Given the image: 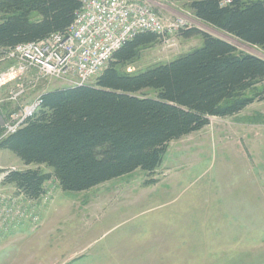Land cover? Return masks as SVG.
Masks as SVG:
<instances>
[{"label": "rangeland", "instance_id": "obj_1", "mask_svg": "<svg viewBox=\"0 0 264 264\" xmlns=\"http://www.w3.org/2000/svg\"><path fill=\"white\" fill-rule=\"evenodd\" d=\"M154 2L163 22L183 17L188 29L264 59V47L198 21L188 2ZM188 29L158 34L116 69L137 73L201 46L199 34H184ZM101 72L83 85H95ZM20 80L26 99L69 87L36 70ZM263 87L255 83L245 94ZM11 89L12 83L0 98ZM138 95L156 93L147 89ZM16 107L5 104L3 112ZM26 169L50 173L45 165H25L0 149V196L10 200L13 214L0 218V264H264V99L232 115L209 116L201 129L168 142L151 173L136 169L79 192L62 191L50 177L43 193L28 199L4 182L7 171Z\"/></svg>", "mask_w": 264, "mask_h": 264}, {"label": "trees", "instance_id": "obj_2", "mask_svg": "<svg viewBox=\"0 0 264 264\" xmlns=\"http://www.w3.org/2000/svg\"><path fill=\"white\" fill-rule=\"evenodd\" d=\"M186 1L196 19L243 42L264 47V0ZM224 1H227L224 3ZM81 0H0V47L40 40L63 32ZM201 46L143 71L129 74L117 65L132 62L140 49L159 35L135 34L111 56L95 85L69 86L42 94L37 113L6 137L0 149L38 169L9 170L13 183L28 199H37L53 177L64 192L88 190L136 169L151 173L162 161L168 142L208 123L209 116L237 113L264 87V59L237 53L229 41L196 28ZM156 95H138L143 90ZM152 183V182H149Z\"/></svg>", "mask_w": 264, "mask_h": 264}, {"label": "built area", "instance_id": "obj_3", "mask_svg": "<svg viewBox=\"0 0 264 264\" xmlns=\"http://www.w3.org/2000/svg\"><path fill=\"white\" fill-rule=\"evenodd\" d=\"M151 2L81 0L73 21L63 32L13 47H0V91L12 83L9 96L0 98V143L24 126L42 104L39 96L26 99L21 76L36 70L43 77L68 86L83 85L97 76L118 47L136 33L153 31L169 35L188 29L182 18L163 22L154 10L156 6L151 8ZM5 104L17 107L5 113ZM10 204L9 199L0 196V218L11 219ZM30 214L33 221L38 220L36 214Z\"/></svg>", "mask_w": 264, "mask_h": 264}, {"label": "bare ground", "instance_id": "obj_4", "mask_svg": "<svg viewBox=\"0 0 264 264\" xmlns=\"http://www.w3.org/2000/svg\"><path fill=\"white\" fill-rule=\"evenodd\" d=\"M154 1H155V0H152V2L150 3L151 8H154V7L156 6V2H154ZM181 18L183 19V22H184L185 24L188 25L187 20H185V18H183V17H181ZM175 20H176V19H175ZM175 20H174V21H175ZM149 32H153V31H149ZM138 33H139V32H138ZM153 33H156V34H163L162 32H153ZM136 34H137V33H136ZM123 44H124V43H123ZM123 44H121L119 47H121ZM119 47H118V48H119ZM110 59H111V57H110ZM110 59H109V60H110ZM109 60H108V61H109ZM108 61H107V62H108ZM107 62H106V64H107ZM106 64H105V65H106ZM105 65H104V66H105ZM103 68H104V67H103Z\"/></svg>", "mask_w": 264, "mask_h": 264}]
</instances>
